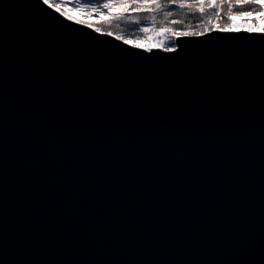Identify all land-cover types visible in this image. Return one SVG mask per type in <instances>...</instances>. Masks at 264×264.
<instances>
[{
    "label": "water",
    "instance_id": "water-1",
    "mask_svg": "<svg viewBox=\"0 0 264 264\" xmlns=\"http://www.w3.org/2000/svg\"><path fill=\"white\" fill-rule=\"evenodd\" d=\"M0 264H264V33L0 0Z\"/></svg>",
    "mask_w": 264,
    "mask_h": 264
},
{
    "label": "trees",
    "instance_id": "trees-1",
    "mask_svg": "<svg viewBox=\"0 0 264 264\" xmlns=\"http://www.w3.org/2000/svg\"><path fill=\"white\" fill-rule=\"evenodd\" d=\"M64 1L66 6L60 7L56 4L57 0H49L48 4L64 17H67L66 13L71 7L89 9L99 16V21H92L88 26L100 33L113 34L131 45L146 50L176 49L181 36L202 35L226 28L231 29L230 31L264 33V0ZM54 5L59 6V9ZM168 12L171 15L165 14ZM235 13L251 15L233 17Z\"/></svg>",
    "mask_w": 264,
    "mask_h": 264
},
{
    "label": "rangeland",
    "instance_id": "rangeland-1",
    "mask_svg": "<svg viewBox=\"0 0 264 264\" xmlns=\"http://www.w3.org/2000/svg\"><path fill=\"white\" fill-rule=\"evenodd\" d=\"M57 5L61 6H66L67 4L65 3L64 0H57ZM56 8L59 6L54 5ZM59 9V8H58ZM67 17H71V19L76 20L78 22L84 23L89 25L90 22L92 21H99V16L95 14L94 12L90 11L89 9H83L82 7L79 8H69V12L66 13Z\"/></svg>",
    "mask_w": 264,
    "mask_h": 264
},
{
    "label": "snow or ice",
    "instance_id": "snow-or-ice-1",
    "mask_svg": "<svg viewBox=\"0 0 264 264\" xmlns=\"http://www.w3.org/2000/svg\"><path fill=\"white\" fill-rule=\"evenodd\" d=\"M173 2H174V0H173ZM240 2H244V0H240ZM248 2H254V0H248ZM255 2H259V0H255ZM43 3L44 4H48L49 3V0H43ZM184 5H181V7H183ZM214 6V5H213ZM105 7H107V5H105ZM202 10V9H201ZM166 15H171V13L170 12H168V13H165ZM235 15H241V16H243V15H251V13H235V14H233V17L235 16ZM69 19H71V17H69ZM231 29H228V28H226V29H221V31H230ZM183 35H188L189 33H182ZM193 34H195V33H193ZM126 43H127V41H126ZM166 51H169V52H171V51H174V49L173 48H168V49H166Z\"/></svg>",
    "mask_w": 264,
    "mask_h": 264
},
{
    "label": "bare ground",
    "instance_id": "bare-ground-1",
    "mask_svg": "<svg viewBox=\"0 0 264 264\" xmlns=\"http://www.w3.org/2000/svg\"><path fill=\"white\" fill-rule=\"evenodd\" d=\"M152 50V49H151Z\"/></svg>",
    "mask_w": 264,
    "mask_h": 264
}]
</instances>
